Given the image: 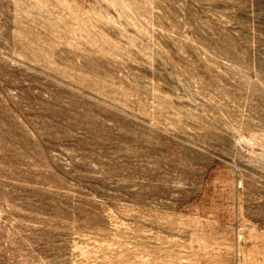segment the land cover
<instances>
[{
  "label": "rangeland",
  "instance_id": "1",
  "mask_svg": "<svg viewBox=\"0 0 264 264\" xmlns=\"http://www.w3.org/2000/svg\"><path fill=\"white\" fill-rule=\"evenodd\" d=\"M0 264H264V0H0Z\"/></svg>",
  "mask_w": 264,
  "mask_h": 264
}]
</instances>
